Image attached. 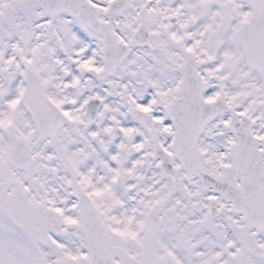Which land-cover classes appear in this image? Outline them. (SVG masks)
Returning <instances> with one entry per match:
<instances>
[{
    "label": "snow or ice",
    "instance_id": "6c2138e0",
    "mask_svg": "<svg viewBox=\"0 0 264 264\" xmlns=\"http://www.w3.org/2000/svg\"><path fill=\"white\" fill-rule=\"evenodd\" d=\"M0 264H264V0H0Z\"/></svg>",
    "mask_w": 264,
    "mask_h": 264
}]
</instances>
